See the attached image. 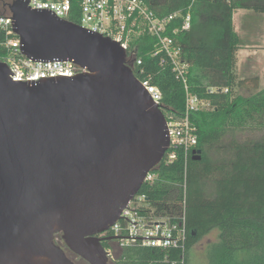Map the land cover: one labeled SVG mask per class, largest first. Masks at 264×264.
I'll return each instance as SVG.
<instances>
[{
    "label": "water",
    "instance_id": "1",
    "mask_svg": "<svg viewBox=\"0 0 264 264\" xmlns=\"http://www.w3.org/2000/svg\"><path fill=\"white\" fill-rule=\"evenodd\" d=\"M28 1L9 5L21 53L86 71L22 82L0 61V264H71L55 233L90 264L110 237L175 239L97 236L161 162L166 118L117 41Z\"/></svg>",
    "mask_w": 264,
    "mask_h": 264
},
{
    "label": "trees",
    "instance_id": "2",
    "mask_svg": "<svg viewBox=\"0 0 264 264\" xmlns=\"http://www.w3.org/2000/svg\"><path fill=\"white\" fill-rule=\"evenodd\" d=\"M145 1L158 16L190 12L189 29H181L183 17L178 16L166 34L180 44L188 64V91L208 101L209 108L190 114L197 144L186 159L179 152L172 163L160 162L151 170L153 182L139 190L158 213L171 217L180 213L185 200L184 252L132 244L115 252L114 264H186L188 250L213 228L219 230L213 264H264V88H259L258 76L236 73L239 35L233 17L239 9L264 13V0ZM10 3L0 2V14ZM70 20L78 18L71 15ZM155 44L156 37L148 33L135 40L143 69L138 77L157 86L162 106L180 117L185 85L167 62L152 55ZM243 87L255 92L238 93Z\"/></svg>",
    "mask_w": 264,
    "mask_h": 264
},
{
    "label": "built area",
    "instance_id": "3",
    "mask_svg": "<svg viewBox=\"0 0 264 264\" xmlns=\"http://www.w3.org/2000/svg\"><path fill=\"white\" fill-rule=\"evenodd\" d=\"M3 1L5 0H0V2ZM6 1L12 3L14 0ZM27 4L30 5V8L53 10L59 18L69 21H71V15H75L78 21L74 23L117 41L126 51V64L132 68L135 76L140 80L151 99L165 113L169 146L161 162L172 163L179 152H182L186 159L190 150L194 149L197 144L196 126L191 122L190 114L193 111L207 110L209 103L188 91L186 84L188 64L182 59L180 44L166 32L178 16L183 17L181 29H189L191 18L189 11L184 15L177 11L158 16L145 0H29ZM11 21L12 16L8 7L7 12L0 14V31L2 32L0 61L8 65L9 70L12 72V74L9 72L11 79H19L23 82L38 79L39 76L74 75L86 71L85 68L72 61L42 62L27 58L20 51V39L13 31ZM177 31V27L171 29L173 34ZM145 33L156 37L155 49L152 55L159 56L162 62H167L176 77L181 79L185 85V110L180 117L175 116L162 106V94L157 86L151 84L147 77H138L143 74V69L139 68L141 58L136 55L134 45L135 40ZM2 49L6 51L1 53ZM209 90L214 91L216 88L211 87ZM154 178L155 174L152 171L148 172L143 184L152 183ZM180 203L182 209L179 214L173 217L162 215L158 213L156 207L144 194L137 192L121 210L119 218L100 234L102 237L113 235L175 237V239L110 238L115 240L114 243L118 248L138 244L139 246L161 249L175 248L184 252L186 244L185 200L183 199ZM104 251L110 264H114L115 249L112 242L107 241Z\"/></svg>",
    "mask_w": 264,
    "mask_h": 264
},
{
    "label": "rangeland",
    "instance_id": "4",
    "mask_svg": "<svg viewBox=\"0 0 264 264\" xmlns=\"http://www.w3.org/2000/svg\"><path fill=\"white\" fill-rule=\"evenodd\" d=\"M233 17L235 30L239 35V45L243 50L242 53H239L240 57L243 53L253 50H258L257 54H264V14L252 10L239 9L234 13ZM253 60H257L256 56L253 57ZM239 68L241 75L244 74L246 75L245 77L257 76L256 74L261 73L262 70L261 66L254 61L246 62L245 57L241 58ZM253 90L250 87H243L238 88L237 92L242 95H250ZM165 215L168 216L167 214ZM218 242V228H213L208 233L200 236L188 250L186 264H213ZM112 244L115 252L118 251L117 245L115 243Z\"/></svg>",
    "mask_w": 264,
    "mask_h": 264
},
{
    "label": "flooded vegetation",
    "instance_id": "5",
    "mask_svg": "<svg viewBox=\"0 0 264 264\" xmlns=\"http://www.w3.org/2000/svg\"><path fill=\"white\" fill-rule=\"evenodd\" d=\"M98 237L100 238H106L102 237L101 234H97ZM108 237V236H107ZM53 243L60 248L62 251V254L64 257L70 261L71 264H90L88 261H86L84 258H82L80 255L72 251L63 241L61 234L60 233H55L52 238ZM107 241L114 243V239H104L101 241L102 246L104 248V243H107ZM107 258V256H106ZM108 264H110L108 258H107Z\"/></svg>",
    "mask_w": 264,
    "mask_h": 264
},
{
    "label": "crops",
    "instance_id": "6",
    "mask_svg": "<svg viewBox=\"0 0 264 264\" xmlns=\"http://www.w3.org/2000/svg\"><path fill=\"white\" fill-rule=\"evenodd\" d=\"M264 14V13H263ZM241 50V51H240ZM242 49L240 48V45H239V49H238V52H237V55H236V57H237V64H236V73H237V75L239 76V77H245L246 75H241V73H240V61H241V58H243V57H245L246 58V62H255L257 65H260L261 66V73H259V74H256L257 76H258V78H259V88L261 89V88H264V54H262V53H258L257 54V51L258 50H256V51H249V52H245V53H243L242 55H241V57H240V54L239 53H242ZM263 52H264V49H263ZM256 56V58H257V60H253V57H255ZM250 60V61H249ZM253 92H255L254 90H253Z\"/></svg>",
    "mask_w": 264,
    "mask_h": 264
}]
</instances>
